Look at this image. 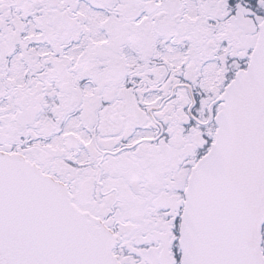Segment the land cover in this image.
Here are the masks:
<instances>
[{
    "label": "snow or ice",
    "instance_id": "6c2138e0",
    "mask_svg": "<svg viewBox=\"0 0 264 264\" xmlns=\"http://www.w3.org/2000/svg\"><path fill=\"white\" fill-rule=\"evenodd\" d=\"M0 264H264V0H0Z\"/></svg>",
    "mask_w": 264,
    "mask_h": 264
}]
</instances>
